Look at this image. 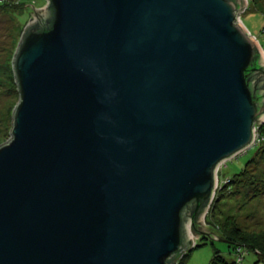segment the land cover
I'll use <instances>...</instances> for the list:
<instances>
[{"label": "water", "instance_id": "95a60500", "mask_svg": "<svg viewBox=\"0 0 264 264\" xmlns=\"http://www.w3.org/2000/svg\"><path fill=\"white\" fill-rule=\"evenodd\" d=\"M246 3L39 9L14 57L19 101L0 144V264H173L193 247L189 223L210 206L217 168L264 119Z\"/></svg>", "mask_w": 264, "mask_h": 264}, {"label": "rangeland", "instance_id": "374dc122", "mask_svg": "<svg viewBox=\"0 0 264 264\" xmlns=\"http://www.w3.org/2000/svg\"><path fill=\"white\" fill-rule=\"evenodd\" d=\"M47 6L48 0H0V144L12 135L14 110L19 101L13 67L18 45L26 27L38 20L39 9ZM241 20L256 36L264 53V0H247L241 11ZM256 134L251 146L222 160L217 168L215 191L220 195L217 200H211L199 219L202 231L212 238L208 237L200 243L202 231L196 232L189 223V230L194 231L191 235L194 248L191 247L188 264H209L216 250L228 259H238V264H264V254L253 248L249 251L244 248L246 252L243 256L234 244L220 239V236L223 237V224L232 220L246 230L264 235V190L253 193L245 184L228 187L233 182L231 176L239 171L247 176V180L252 177L260 184L264 181V131H256ZM243 173L236 176L246 179L241 176ZM213 201L217 202L211 206Z\"/></svg>", "mask_w": 264, "mask_h": 264}, {"label": "trees", "instance_id": "16d2710c", "mask_svg": "<svg viewBox=\"0 0 264 264\" xmlns=\"http://www.w3.org/2000/svg\"><path fill=\"white\" fill-rule=\"evenodd\" d=\"M15 79H16V76H15ZM17 88H18V85H17ZM18 93H19V91H18ZM256 128H257L256 129L257 131H260V130L264 131V122L257 121ZM240 173H243V172L239 171L235 174L238 175ZM236 175L231 176V179H233V182H231V184H229L228 187H232L234 184L237 186L238 185L244 186V184H245L246 186L249 187L248 191L253 192V193L258 192V190H260V191L264 190V181L260 184L258 180H254V179H252V177H251V179L247 180V176H245L244 173L241 176L244 175L246 177V179L245 178L239 179L238 177H240V175L239 176H236ZM219 195H220V193L217 191L215 193V196H214V198H215L214 201L217 200ZM214 201L212 202L213 204H211V206L216 204L217 201L216 202H214ZM198 229L202 230L200 225L197 226V228L195 227V230L198 231ZM202 234L203 235L201 236L200 243L204 239L211 237L209 234L207 235V233L205 231H203ZM220 238H224L222 240H226L227 242H230L231 245L234 244V248H236V250L240 251L243 256L246 252V251H244V248L247 251H249V250H251V248H253L255 251H257L261 254H264V235L261 234L260 232L249 231V230L242 228L236 222V220H232L231 223H229V224H226V223L223 224V237L220 236ZM193 248H191V249H193ZM191 249H188L186 252L181 251V252L175 253L172 257L173 264H188V258H189V254H190ZM238 263H239L238 259H228L222 253H220L218 250H216L215 254L212 257L209 264H238Z\"/></svg>", "mask_w": 264, "mask_h": 264}, {"label": "built area", "instance_id": "2783aa9c", "mask_svg": "<svg viewBox=\"0 0 264 264\" xmlns=\"http://www.w3.org/2000/svg\"><path fill=\"white\" fill-rule=\"evenodd\" d=\"M256 129H257V128H256ZM256 129H255V137H256V135H257V134H256V131H257ZM191 235H193V232H192V231H190V236H191Z\"/></svg>", "mask_w": 264, "mask_h": 264}, {"label": "bare ground", "instance_id": "6f19581e", "mask_svg": "<svg viewBox=\"0 0 264 264\" xmlns=\"http://www.w3.org/2000/svg\"><path fill=\"white\" fill-rule=\"evenodd\" d=\"M191 229V228H190Z\"/></svg>", "mask_w": 264, "mask_h": 264}]
</instances>
